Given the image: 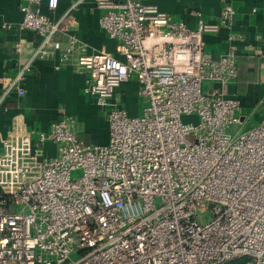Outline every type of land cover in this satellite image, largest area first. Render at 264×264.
<instances>
[{
  "label": "built area",
  "instance_id": "obj_1",
  "mask_svg": "<svg viewBox=\"0 0 264 264\" xmlns=\"http://www.w3.org/2000/svg\"><path fill=\"white\" fill-rule=\"evenodd\" d=\"M221 1L216 19L191 28L156 3L95 0L112 54L88 53L68 32L80 1L53 20L42 0H20L21 27L42 41L16 74H0V107L25 93L35 59L57 53V69L85 73L109 141L84 142L65 110L48 130L13 121L0 141V264H264V116L247 127L253 112L264 114V96L240 121L242 100L227 93L236 49L215 57L205 48L207 33L234 24V5ZM130 79L141 115L116 96ZM238 122L246 128L230 133Z\"/></svg>",
  "mask_w": 264,
  "mask_h": 264
},
{
  "label": "crops",
  "instance_id": "obj_2",
  "mask_svg": "<svg viewBox=\"0 0 264 264\" xmlns=\"http://www.w3.org/2000/svg\"><path fill=\"white\" fill-rule=\"evenodd\" d=\"M77 1L80 2L71 11L68 32L75 33L87 44L88 53L106 51L117 54L115 41L100 25L102 11L95 0H60L55 10L48 8L47 0H42L40 9L51 19L57 20ZM140 1L156 3L191 28L197 26L200 18L216 19L222 8L221 0ZM230 1L236 9L233 26L207 33L204 36L205 48L218 57L230 46L235 47L239 77L228 85L227 93L241 98L240 116L244 118L252 114L264 96V0ZM19 4L20 0H0V74H16L42 41V36L36 30L21 27L23 12ZM231 32L238 37L229 41ZM60 38L65 41L66 36L60 35ZM16 44L20 45V51L15 49ZM57 62V53L35 59L21 83L25 93L18 95L12 92L4 101L0 107V141L8 134L15 119L31 129L48 130L62 110L74 117V129L84 142L103 144L109 141L105 110L96 104L94 97L84 93L85 73L70 66L57 69ZM215 86L219 84L215 83ZM139 87L137 80L130 79L116 89L121 105L135 116L141 115L145 106L144 99L139 95ZM253 114L258 119L264 116L258 111ZM44 148L47 155L56 153L54 145L50 143H46Z\"/></svg>",
  "mask_w": 264,
  "mask_h": 264
},
{
  "label": "rangeland",
  "instance_id": "obj_3",
  "mask_svg": "<svg viewBox=\"0 0 264 264\" xmlns=\"http://www.w3.org/2000/svg\"><path fill=\"white\" fill-rule=\"evenodd\" d=\"M141 114H143V112H142ZM259 120H260V118L258 119V117H257L256 115L253 114L251 120L248 121V124H249V125H248L247 127L255 125L256 123L259 122ZM244 128H246V127L242 126V127H239L237 130H234V128L232 127L231 129H229V132L232 133V134H235L236 132L241 131V130L244 129ZM79 172H80V171L74 172L73 175L76 176V175L79 174ZM205 221H206V220H205ZM200 222H201V221H200ZM73 257H75V255H74Z\"/></svg>",
  "mask_w": 264,
  "mask_h": 264
},
{
  "label": "water",
  "instance_id": "obj_4",
  "mask_svg": "<svg viewBox=\"0 0 264 264\" xmlns=\"http://www.w3.org/2000/svg\"><path fill=\"white\" fill-rule=\"evenodd\" d=\"M243 119H244V118L241 117V118H240V121H243ZM239 124H240L239 122L236 123V124H234V126H233L234 130H236V129L238 128Z\"/></svg>",
  "mask_w": 264,
  "mask_h": 264
},
{
  "label": "trees",
  "instance_id": "obj_5",
  "mask_svg": "<svg viewBox=\"0 0 264 264\" xmlns=\"http://www.w3.org/2000/svg\"><path fill=\"white\" fill-rule=\"evenodd\" d=\"M238 64V63H237ZM238 69H239V65H238ZM239 74V73H238ZM238 77H239V75H238Z\"/></svg>",
  "mask_w": 264,
  "mask_h": 264
}]
</instances>
